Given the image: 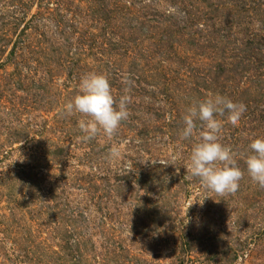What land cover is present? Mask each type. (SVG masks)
<instances>
[{
  "label": "rangeland",
  "instance_id": "obj_1",
  "mask_svg": "<svg viewBox=\"0 0 264 264\" xmlns=\"http://www.w3.org/2000/svg\"><path fill=\"white\" fill-rule=\"evenodd\" d=\"M90 72L116 101L132 83L127 120L85 142L62 110ZM217 94L246 107L218 117L243 173L224 195L186 173L199 133L180 139ZM262 138L264 0H0V264H264Z\"/></svg>",
  "mask_w": 264,
  "mask_h": 264
},
{
  "label": "clouds",
  "instance_id": "obj_2",
  "mask_svg": "<svg viewBox=\"0 0 264 264\" xmlns=\"http://www.w3.org/2000/svg\"><path fill=\"white\" fill-rule=\"evenodd\" d=\"M121 83L125 85V94L116 101L106 76L91 72L81 75L78 94L64 105L62 114L66 117L80 114L82 118L78 120L77 127L83 134L80 137L83 141L92 140L100 133L112 138L121 122L127 120V105L130 103L127 92L132 82L125 77ZM245 110V105L217 94L194 102L182 117L180 139L188 140L194 133H199V141L191 148L185 166L186 173L197 178L207 191L224 195L235 193L239 187L243 173L237 166L236 153L219 142L222 123L218 117L227 114V121L235 126ZM248 149L249 154L244 157L247 175L254 184L264 189V138L252 141ZM120 156V146L114 143L105 160L111 163ZM154 163L164 167L171 165L165 159H157Z\"/></svg>",
  "mask_w": 264,
  "mask_h": 264
}]
</instances>
